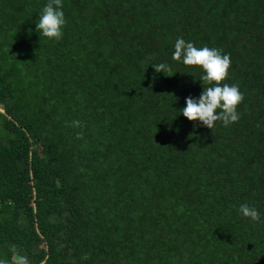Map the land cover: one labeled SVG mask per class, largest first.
<instances>
[{
    "label": "trees",
    "instance_id": "trees-1",
    "mask_svg": "<svg viewBox=\"0 0 264 264\" xmlns=\"http://www.w3.org/2000/svg\"><path fill=\"white\" fill-rule=\"evenodd\" d=\"M46 2L0 0V261L264 264V0H62L58 41ZM177 38L230 56L237 122L180 114Z\"/></svg>",
    "mask_w": 264,
    "mask_h": 264
},
{
    "label": "clouds",
    "instance_id": "clouds-1",
    "mask_svg": "<svg viewBox=\"0 0 264 264\" xmlns=\"http://www.w3.org/2000/svg\"><path fill=\"white\" fill-rule=\"evenodd\" d=\"M66 24L62 0H47L38 15L35 31L39 37L60 40L63 36V27ZM172 59L186 66H195L202 73L199 81L202 92L198 98L191 96L185 99V107L180 114L188 121L199 122L193 128L204 126L212 129L219 121L224 127L239 120L237 106L243 100V94L237 84L221 83L228 77L231 59L228 54L222 53L215 47H196L191 41L177 38L174 44ZM156 72H164L166 65L159 63L152 65ZM204 85H209L204 87ZM79 121H73L78 125ZM239 213L251 222H262L261 213L254 206L241 204ZM3 264V261H0Z\"/></svg>",
    "mask_w": 264,
    "mask_h": 264
}]
</instances>
